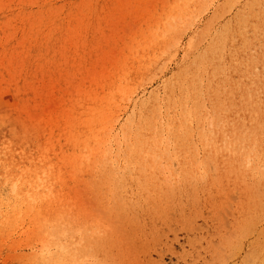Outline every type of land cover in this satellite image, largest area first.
Masks as SVG:
<instances>
[{"label": "rangeland", "instance_id": "374dc122", "mask_svg": "<svg viewBox=\"0 0 264 264\" xmlns=\"http://www.w3.org/2000/svg\"><path fill=\"white\" fill-rule=\"evenodd\" d=\"M247 1H207V7L204 5L177 33L176 47L165 55L160 65L142 78L135 77L125 97L119 94L115 97L116 102L111 106L113 115L109 116L107 131L102 134L104 141L101 135L99 146L91 142L92 147L97 146V152L101 151L96 154L98 158H89L80 166L83 169L79 173L66 175L53 202L40 206L46 207L52 215L59 213L61 220L46 221L43 217L33 220L25 212L8 220L0 217V264H264V195H257L254 189L258 185L252 184L250 177H242L236 169L227 172L206 163L203 147L206 139L196 134L201 128L206 131L209 145L221 147V139L232 137L236 131L233 120L236 110L224 108L214 117L203 94V109L200 118L194 121H204L197 129V123H193L195 127L192 125L191 155L175 154L172 151L175 140L164 134L165 142L154 143L159 154L143 155L146 156L144 163L130 154L128 147L145 146L146 142L127 138L136 127L126 124L142 100L153 95L164 100L166 92L177 97L178 90L174 86L181 76L179 71L205 48L212 31L218 27H226V41L221 44L224 50L221 49L222 65L216 69L218 80L215 78L211 86L217 83L221 90L235 87L240 67L228 49L234 51V22L236 15L245 12ZM164 2L166 4V0H15V11L7 13L18 11L21 14V8L25 14L48 5L54 12L44 17L41 29L37 28V22L22 20L21 14L15 24L10 25L13 28L9 33L0 31L3 108L21 106V114L34 116L39 111L44 113L65 105L70 97L92 86L93 80L107 75L113 61L127 50L130 36L140 32L150 18L161 12ZM256 3L262 14L264 0ZM2 15L0 12V21ZM171 111L172 115L176 112ZM163 112L156 118L158 124L167 120L168 115ZM109 164L115 170L111 180L105 168Z\"/></svg>", "mask_w": 264, "mask_h": 264}, {"label": "bare ground", "instance_id": "6f19581e", "mask_svg": "<svg viewBox=\"0 0 264 264\" xmlns=\"http://www.w3.org/2000/svg\"><path fill=\"white\" fill-rule=\"evenodd\" d=\"M207 1L209 0H171L170 2L166 0V4L164 2L165 6L163 9L161 8V12L157 13L155 17L150 18L140 32L133 33V36H130V41L126 45L127 50L122 52L121 56L113 61L111 67L106 72L107 75L100 80H93L92 86L89 85L85 90H78L77 96L70 97L69 102L65 105H58L60 107L53 106L55 109L46 110L44 113H39V111L34 116H30L19 112L22 110L21 106L7 109L3 108L0 102V217L8 220L13 216L25 212L30 219L35 217H40L39 220L43 217L48 221H51L50 218L59 219V213L52 215L46 207L40 206L53 202L56 192L61 191L62 182H64L66 175L79 173L83 169L80 166L86 163L89 158L91 160L98 158L96 154L101 153L100 150V152H97L98 141L100 140L101 142V135L108 128L106 126L111 115V106H114L116 102L115 97L118 94L124 96L131 88L135 77L142 78L146 72H150L151 69L157 68L160 65L165 55L176 47L177 33L184 25L188 24L187 22L191 20L190 18L202 9ZM256 1L248 0L245 12L243 14L239 13L238 17L235 14L236 19L233 32L236 35L234 36L236 43L234 44V51L227 48L230 50V54L234 55L232 56L235 57L240 67L238 69L239 76H235L237 78L235 87H223L221 90L220 86L216 85L217 83H214L216 88L214 87L215 85L211 86V83L215 81L219 65H222L221 49L224 50V47L221 48V44L226 36V27H224L225 29H219L218 27V29L212 31L209 40L206 42L207 45L205 44V48L201 49V52L197 49L199 53H195L196 55L192 59L190 58L188 64H185L187 63L185 61L184 69L182 68L183 71L180 72L181 70H178L181 76L177 78L178 81L174 78L176 80L174 87L178 90L176 98L170 95L171 92H166L164 100L153 95L139 102L137 111H134V116L131 114L133 117L128 118L126 123L131 124V126L135 125L136 127L134 128V132L127 136V138L131 137L133 140L139 141L138 143L144 142L145 144L146 142L145 146L135 147V141H133L135 146L133 145L134 147L132 148L128 147L129 153L136 157L139 162L145 160L146 156L143 155L152 156L154 154L151 152L157 153L158 151H155L157 147H154V143L157 142L156 144H158L159 140L165 142V137L175 140V143L173 141L174 146L172 145V151L178 156L182 153L184 155L189 152L192 153L193 145L190 144L193 143V141L191 142L192 125L193 123H197V127L193 125L196 129L203 125L202 121L204 120H194L200 118L198 116L201 109H203L201 100L204 98H202V95L205 94L209 101L210 109L213 112L210 115L215 117L217 112L223 111L224 108L236 110L235 118L233 117L236 131L232 137H228L227 139L225 137V139L222 138V146L219 148H213L218 145L213 147L209 145L210 142H208L206 131H201V128L197 129L198 131L195 130L196 134L206 139V141L204 139L205 143L203 146L206 153L205 159H208L206 163L212 164L213 167L219 166L227 172L236 169L242 177H250L251 183L258 185L254 189L257 195H264V12L262 14L259 13ZM12 4L14 5L13 8H11ZM16 6L15 0L13 2L10 0H0V12L3 13L2 20L0 21V31H3V33L11 31L13 27H10V25L12 23L15 24L21 14L22 20H29L30 23L37 22V28L41 29L44 17H49L54 12L52 6L48 5L42 9L25 14H23L21 8V14L18 11L7 13L11 10L15 11ZM206 7L205 9H207ZM208 24L206 27L204 26L207 30L209 28ZM190 45L191 43H189ZM163 68L161 66V70ZM161 70L159 71L161 72ZM101 76L102 74L99 78ZM9 77H11L10 73L6 78L9 79ZM161 110L168 117L164 123L160 124L159 122L158 124L156 118L160 112H163ZM171 110L176 112L172 115L170 114ZM225 111L227 110L225 109ZM205 115L203 116L205 117ZM120 126H123V123ZM218 128L220 130V127ZM207 132L209 131L207 130ZM113 133L115 135V132ZM123 140L125 141V138ZM91 142L97 146L92 147ZM199 143H202V141ZM172 156L174 157V155ZM158 158L160 157L158 156ZM108 161L110 160L108 159ZM91 163L93 162L91 161ZM103 165L106 164L104 163ZM105 168H107V175H109L108 177L111 180V175L115 172L112 164H109ZM56 220H54L55 223Z\"/></svg>", "mask_w": 264, "mask_h": 264}]
</instances>
